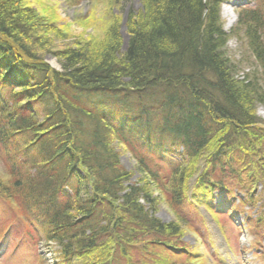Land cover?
<instances>
[{"label":"trees","instance_id":"trees-1","mask_svg":"<svg viewBox=\"0 0 264 264\" xmlns=\"http://www.w3.org/2000/svg\"><path fill=\"white\" fill-rule=\"evenodd\" d=\"M140 1L127 14L125 51L119 18L105 42L53 51L66 37L55 24L25 0H0V201L40 219L63 264H191L200 255L181 227L205 236L197 205L228 219L250 206L247 225L264 252V70L239 77L220 15L227 0ZM259 14L239 18L264 69ZM117 146L152 184L128 185ZM156 187L175 222L154 216Z\"/></svg>","mask_w":264,"mask_h":264},{"label":"rangeland","instance_id":"rangeland-1","mask_svg":"<svg viewBox=\"0 0 264 264\" xmlns=\"http://www.w3.org/2000/svg\"><path fill=\"white\" fill-rule=\"evenodd\" d=\"M25 1V4L36 9L39 16L48 24H55L57 30L62 31V35L66 36L55 43L56 48L53 47V51L79 41L105 42L106 37L111 33V27L118 22L116 18L120 19L121 50L125 51L129 41L128 32L126 31L127 14L130 10L137 11L141 8L140 0H79L76 4L68 0ZM251 8L261 10L263 14L259 15L264 18L263 1L253 0L248 9ZM220 10L225 32L231 34L227 52L232 62H234L233 65L238 66L239 77L244 79V75L249 77H253L256 73L260 75L264 69L249 50L247 40L244 37L245 28L240 26V18L236 7L225 4L221 6ZM44 56L48 65L58 71H63L59 58L52 54ZM257 116L260 117L263 122L262 127H264V106L258 109ZM214 149L212 148L213 152ZM117 151L120 154L121 165L133 175L128 185H136L139 184L140 180L144 182L145 179L148 180V175L142 171V167L130 151L119 146H117ZM5 157L6 155H3L0 151V178L3 177L4 180L6 179L4 176ZM204 159L207 160L206 157H198L196 165L205 167ZM212 174H217V171H213ZM148 181L152 184V181ZM191 187L193 188V186ZM154 188L152 190V196L155 198L156 203L154 216L163 223L175 222L176 217L163 194L164 192L162 193L157 187ZM191 193L192 190L189 191V195ZM235 201V206L240 207L238 201ZM141 203H144V201ZM214 203H217L216 198ZM198 207L206 220L205 227H207V230H205V236L202 233L204 239L202 240L200 238L202 236L194 231L181 227L182 241L185 244L187 243L192 252L200 255V258L197 261H192L191 264H264V256L257 255L256 253H260V251L254 250L255 242L252 241L253 244L251 241L242 243L248 249L243 248L240 244L243 231L248 229L246 221L245 229L243 226L241 229L238 225L231 223L226 216L212 218L204 208L201 207V209L200 205ZM247 210L245 209V211ZM254 211L257 212V209L255 208ZM191 214L193 216V212ZM249 214L253 217L256 216L252 212ZM236 215L244 217V214L238 213ZM40 221L36 218L30 219L26 214L22 216L21 211L12 209L6 203L0 201V223H6L4 227L0 225V264H48L47 255L42 247L44 246V249H46L48 242L44 239V229ZM250 237L253 240V237ZM3 238H6L5 241ZM50 258L54 259L55 257L52 254Z\"/></svg>","mask_w":264,"mask_h":264},{"label":"bare ground","instance_id":"bare-ground-1","mask_svg":"<svg viewBox=\"0 0 264 264\" xmlns=\"http://www.w3.org/2000/svg\"><path fill=\"white\" fill-rule=\"evenodd\" d=\"M259 117V116H258ZM37 162L39 163V162H41V161H39V160H37ZM79 173V172H78ZM70 182H74V179H72V180H70ZM249 234L248 233H244L243 234V236H242V243H246L248 240H249ZM53 263L54 264H57V262H56V260L55 261H53Z\"/></svg>","mask_w":264,"mask_h":264}]
</instances>
